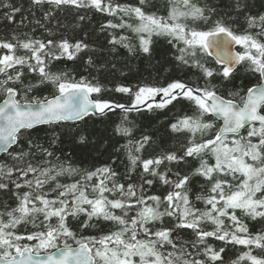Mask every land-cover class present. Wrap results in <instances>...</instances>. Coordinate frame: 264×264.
Returning <instances> with one entry per match:
<instances>
[{
	"label": "snow or ice",
	"instance_id": "obj_1",
	"mask_svg": "<svg viewBox=\"0 0 264 264\" xmlns=\"http://www.w3.org/2000/svg\"><path fill=\"white\" fill-rule=\"evenodd\" d=\"M0 25V264H264V0H0ZM132 61L156 75L109 87Z\"/></svg>",
	"mask_w": 264,
	"mask_h": 264
},
{
	"label": "trees",
	"instance_id": "obj_2",
	"mask_svg": "<svg viewBox=\"0 0 264 264\" xmlns=\"http://www.w3.org/2000/svg\"><path fill=\"white\" fill-rule=\"evenodd\" d=\"M3 28V25H0V29ZM118 63V67L124 63L122 59H118L116 61ZM131 64L136 65V67L133 68L131 72H128L127 79L125 80L124 77H121L119 73H116L115 75H109L105 73V82L111 81V83L108 84L109 87H112L114 83L124 81V82H135L138 78L139 72H143L145 76H147L148 72L151 71L152 75H156L155 69H145L144 66L140 64L139 61H132ZM131 66V65H130ZM124 71H127V69H124ZM46 94V93H45ZM117 98H119V94H115ZM135 116V114H133ZM115 119V117H114ZM161 120L163 117L160 118Z\"/></svg>",
	"mask_w": 264,
	"mask_h": 264
}]
</instances>
